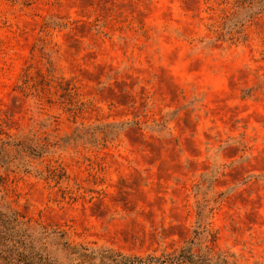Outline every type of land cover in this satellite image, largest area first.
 <instances>
[{
    "label": "rangeland",
    "instance_id": "374dc122",
    "mask_svg": "<svg viewBox=\"0 0 264 264\" xmlns=\"http://www.w3.org/2000/svg\"><path fill=\"white\" fill-rule=\"evenodd\" d=\"M238 9L0 0L1 203L78 247L264 264V13Z\"/></svg>",
    "mask_w": 264,
    "mask_h": 264
},
{
    "label": "trees",
    "instance_id": "16d2710c",
    "mask_svg": "<svg viewBox=\"0 0 264 264\" xmlns=\"http://www.w3.org/2000/svg\"><path fill=\"white\" fill-rule=\"evenodd\" d=\"M235 6L239 9L231 18L232 28L264 13V0H235ZM2 164L5 161L0 152ZM196 244V239H190L182 248L160 256L78 247L65 239L63 233L22 220L17 211L1 203L0 194V264H238L224 254L197 253Z\"/></svg>",
    "mask_w": 264,
    "mask_h": 264
}]
</instances>
